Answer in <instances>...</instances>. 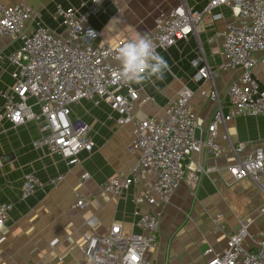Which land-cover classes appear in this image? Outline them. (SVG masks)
Returning a JSON list of instances; mask_svg holds the SVG:
<instances>
[{
	"label": "built area",
	"instance_id": "obj_1",
	"mask_svg": "<svg viewBox=\"0 0 264 264\" xmlns=\"http://www.w3.org/2000/svg\"><path fill=\"white\" fill-rule=\"evenodd\" d=\"M111 1L84 0L76 6L56 3L52 17L60 30L35 19V10L26 2H0V35L18 42L8 56L12 83L0 91V122L13 127L34 122L40 136L33 141V147L59 155L66 165L77 164L78 154L91 152L94 147L89 125L70 118L73 105L82 100L93 105L104 102L117 114V126L131 125L127 151L136 156L135 162L99 187L102 194L116 196L131 186H140L141 192L132 202L136 207L146 204L150 210H135L137 231L125 232L121 223L114 222L103 234L85 232L78 249L83 264H149L147 255L155 250L162 213L194 154L232 158L227 166L231 183L249 180L260 186L264 180V137L259 144L231 143L226 134L218 137V128L227 121L241 116H264V84L254 75L256 66L264 75V0H209L201 11L190 9L181 0L153 19L149 38L158 53L198 33L205 16L209 22L219 19L221 14H212V9L224 6L231 11L232 20L220 33L222 62L212 71L202 50L191 61L196 68L191 80L196 84L209 82L208 89H197L199 95L216 106L211 122L206 129H199L197 136L191 104L194 91L186 85L167 100L161 115L140 118L133 114L134 103L143 104L152 98H140L132 83L115 77L120 68L117 48L126 40L106 43L100 31L90 24V18L103 12ZM227 69H237L238 73L226 89L224 112L212 73ZM81 177L88 178V174ZM61 179L57 175L48 184L55 186ZM39 186L35 174H25L21 198H27ZM88 203L79 196L72 207L82 209ZM11 208V203L0 204V243L5 240ZM260 214L263 227L255 237L248 234L249 224L240 223L236 231L228 234L220 250L207 244L201 253L203 264H264V205ZM218 217L219 214L212 220L216 222ZM247 237L251 238L250 245L245 244Z\"/></svg>",
	"mask_w": 264,
	"mask_h": 264
},
{
	"label": "crops",
	"instance_id": "obj_2",
	"mask_svg": "<svg viewBox=\"0 0 264 264\" xmlns=\"http://www.w3.org/2000/svg\"><path fill=\"white\" fill-rule=\"evenodd\" d=\"M18 1L33 7L35 19L60 30L52 17L53 6L56 3L76 6L84 0H0L5 3ZM180 1L112 0L103 12L90 18V24L109 44L118 39L127 40L135 33L149 37L153 20L146 21V15L150 9L155 7L156 16ZM183 1L190 9L201 11L209 0ZM129 4L131 6L127 7ZM211 13H220L221 17L209 22V17L205 16L198 33L158 51L168 64L163 79L132 83L140 98H152L143 104L134 103L135 116L161 115L167 100L186 85L194 91L191 104L198 125L196 136L199 129H206L216 106L199 95L197 89H208L209 82L196 84L191 80L196 73L191 61L202 50L213 71L222 62L220 33L232 20L227 7H217ZM17 47V41L0 35V91L12 83L8 56ZM237 73V69L212 73L213 84L225 105L224 112H227L226 89ZM254 75L260 84H264L260 66L255 67ZM1 103L0 97V106ZM116 117L117 114L104 102L93 105L82 100L72 106L70 118L88 124L89 136L94 142L91 152L78 154L75 165H66L59 155L50 154L45 148L33 147V141L40 136L34 122L16 127L0 122V204H12L4 231L5 240L0 243V264H83L78 247L85 232L103 234L114 222L121 223L125 232L137 231L135 210H150L146 204L136 207L132 202V198L140 194L141 187L131 186L116 196L102 194L99 187L115 173L125 172L136 160V156L127 151L132 138L131 125L117 126ZM225 134L231 143L259 144L264 137V116H241L227 121L218 128L219 139ZM191 162L162 213L155 250L147 255L149 264H203L201 253L207 244L220 250L228 234L236 231L240 223L255 217L256 209L264 205V180L260 186L252 188L260 202L258 207L249 193L236 191L253 183L249 180L231 183L227 172V166L232 163L229 156L214 159L194 154ZM27 173L35 174L41 186L23 199L20 190ZM84 173L88 178L81 177ZM57 175L62 176L61 181L55 186L49 185L48 180ZM79 196L89 202L82 209L72 207ZM217 214L219 217L214 222L212 219ZM262 227L263 220L261 224L249 225V236L255 237ZM250 243L251 238L247 237L245 244ZM57 257L61 258L60 262Z\"/></svg>",
	"mask_w": 264,
	"mask_h": 264
},
{
	"label": "clouds",
	"instance_id": "obj_3",
	"mask_svg": "<svg viewBox=\"0 0 264 264\" xmlns=\"http://www.w3.org/2000/svg\"><path fill=\"white\" fill-rule=\"evenodd\" d=\"M116 58L120 68L115 77L127 83L142 84L152 78L163 79L168 70L167 62L154 50L151 39L140 33L121 42Z\"/></svg>",
	"mask_w": 264,
	"mask_h": 264
},
{
	"label": "rangeland",
	"instance_id": "obj_4",
	"mask_svg": "<svg viewBox=\"0 0 264 264\" xmlns=\"http://www.w3.org/2000/svg\"><path fill=\"white\" fill-rule=\"evenodd\" d=\"M140 2V1H139ZM141 3V2H140ZM130 7L131 5H127V7ZM155 17V7H153L152 9H150V11L147 13L146 15V21H148L149 19H151V21L154 19ZM255 185L252 184V185H249L248 187H244V188H237L236 191H240L242 193H249L251 198H252V201L256 202V207H258L260 205V202L258 200H256V196L254 195L253 191H252V188H254ZM260 208L261 207H258L255 211V217H253L252 219H250L247 224L249 225H258V224H261L262 220H263V217L262 215L260 214Z\"/></svg>",
	"mask_w": 264,
	"mask_h": 264
}]
</instances>
